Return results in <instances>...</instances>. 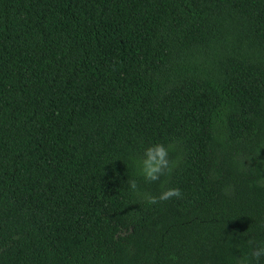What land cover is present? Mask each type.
<instances>
[{"label":"trees","instance_id":"1","mask_svg":"<svg viewBox=\"0 0 264 264\" xmlns=\"http://www.w3.org/2000/svg\"><path fill=\"white\" fill-rule=\"evenodd\" d=\"M154 143L177 166L147 184ZM166 188L182 198L147 203ZM258 245L264 0H0V264H257Z\"/></svg>","mask_w":264,"mask_h":264},{"label":"clouds","instance_id":"2","mask_svg":"<svg viewBox=\"0 0 264 264\" xmlns=\"http://www.w3.org/2000/svg\"><path fill=\"white\" fill-rule=\"evenodd\" d=\"M175 150L174 144L154 143L144 149L143 154L134 159L133 164L137 169V174L143 178L147 184L157 183L161 177L171 176L176 168V161L170 158V152ZM129 189L139 193V187L136 180H127ZM182 198V192L179 188H166L158 196L147 195L146 201L150 205L165 202L171 199ZM252 258L259 261L264 258V245L256 246L252 253ZM236 264H246L242 258H237Z\"/></svg>","mask_w":264,"mask_h":264}]
</instances>
